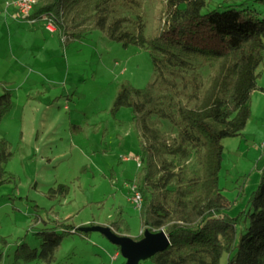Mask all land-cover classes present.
Here are the masks:
<instances>
[{
    "label": "rangeland",
    "instance_id": "rangeland-1",
    "mask_svg": "<svg viewBox=\"0 0 264 264\" xmlns=\"http://www.w3.org/2000/svg\"><path fill=\"white\" fill-rule=\"evenodd\" d=\"M205 1L203 12L223 0ZM245 2L263 16V4ZM164 9L163 0H145L146 36L158 32ZM46 24L44 18L34 23L20 18L0 0V80L12 99L0 120V140L11 152L0 176V264H124L103 234L81 229L108 225L133 239L144 230L131 200L139 171L133 158L140 153L138 133L130 109L115 115L110 109L122 82L142 88L153 79L151 55L97 29L63 42ZM208 74L204 69L205 78ZM252 112L240 135L221 140L218 184L229 216L247 208L264 172L262 105ZM160 128L167 132L166 125ZM59 184L67 186L66 194L52 195ZM57 221L78 231L66 233L52 257L42 260L39 232Z\"/></svg>",
    "mask_w": 264,
    "mask_h": 264
},
{
    "label": "trees",
    "instance_id": "trees-1",
    "mask_svg": "<svg viewBox=\"0 0 264 264\" xmlns=\"http://www.w3.org/2000/svg\"><path fill=\"white\" fill-rule=\"evenodd\" d=\"M245 1L223 0L203 12L205 0H163L162 25L150 37L144 34L145 0H36L30 14L52 13L65 40L97 29L151 55L153 79L142 88L122 82L110 109L112 115L130 109L138 133L141 226L163 229L170 242L139 264H264V172L236 216L226 212L229 201L218 184L221 140L244 130L259 67L264 68V16ZM11 106V93L0 80V120ZM10 157L0 140V176ZM55 192L66 194L67 186L50 190ZM47 229L39 232L42 260L52 257L66 233L78 231L64 221Z\"/></svg>",
    "mask_w": 264,
    "mask_h": 264
},
{
    "label": "water",
    "instance_id": "water-1",
    "mask_svg": "<svg viewBox=\"0 0 264 264\" xmlns=\"http://www.w3.org/2000/svg\"><path fill=\"white\" fill-rule=\"evenodd\" d=\"M81 231H97L103 234L111 243L119 247L124 264H139L142 259H147L154 253L165 250L170 242L163 229L150 231L145 228L140 239H133L128 235L117 234L107 225H90Z\"/></svg>",
    "mask_w": 264,
    "mask_h": 264
},
{
    "label": "built area",
    "instance_id": "built-area-1",
    "mask_svg": "<svg viewBox=\"0 0 264 264\" xmlns=\"http://www.w3.org/2000/svg\"><path fill=\"white\" fill-rule=\"evenodd\" d=\"M35 4H36V0H4L5 10H7L8 8L14 9L16 14L20 18L27 20L30 23H34L36 20H38V18L39 19L44 18L47 22L46 28L52 32H57V30L53 24L54 15L52 13L47 12V13H43V14L39 15L38 17H30V14H31ZM61 40L64 42L65 36H62ZM128 158L129 157L126 155L122 156V159H124V160H126ZM133 158L137 162L138 167H140V164H141L140 155L139 154L134 155ZM132 189H133V193H132L131 200L135 203L136 207L139 209L140 205H141V201H142L141 194L136 189V186H134ZM116 256H117V254H115L113 258H115Z\"/></svg>",
    "mask_w": 264,
    "mask_h": 264
},
{
    "label": "crops",
    "instance_id": "crops-1",
    "mask_svg": "<svg viewBox=\"0 0 264 264\" xmlns=\"http://www.w3.org/2000/svg\"><path fill=\"white\" fill-rule=\"evenodd\" d=\"M236 1L240 2L242 0H236ZM263 16H264V13H263ZM259 72H260V74H259V76L257 78L256 89L251 94V116H252V113H253L252 111L255 110L258 105H262L263 112H264V68L262 66L259 67ZM250 118H249V120H250Z\"/></svg>",
    "mask_w": 264,
    "mask_h": 264
}]
</instances>
